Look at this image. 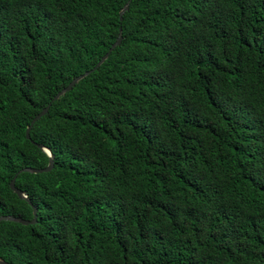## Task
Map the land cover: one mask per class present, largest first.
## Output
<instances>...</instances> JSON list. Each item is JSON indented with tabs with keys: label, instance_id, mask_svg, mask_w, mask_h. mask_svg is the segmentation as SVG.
Returning <instances> with one entry per match:
<instances>
[{
	"label": "trees",
	"instance_id": "trees-1",
	"mask_svg": "<svg viewBox=\"0 0 264 264\" xmlns=\"http://www.w3.org/2000/svg\"><path fill=\"white\" fill-rule=\"evenodd\" d=\"M128 1L0 0V257L264 264V0Z\"/></svg>",
	"mask_w": 264,
	"mask_h": 264
},
{
	"label": "water",
	"instance_id": "water-1",
	"mask_svg": "<svg viewBox=\"0 0 264 264\" xmlns=\"http://www.w3.org/2000/svg\"><path fill=\"white\" fill-rule=\"evenodd\" d=\"M133 0H129L125 6L123 7V9L120 12V21L123 22L124 20V15L127 13V11H129L130 9V5L132 3ZM123 41V36H122V28H120V33L119 36L117 38V40L115 41V43L111 46V48L109 49V51L101 58V60L98 62V64L90 71L85 72L83 75H80L78 77H76L75 79H73V81L64 89H62L59 93H57V95L53 98L52 102L45 107L41 113H39L32 121L31 125L28 127L27 132H26V137L28 140L31 139V130L33 128V126L44 116H46L50 109L52 104L55 101H58L61 97H63L65 94L71 92L82 80H84L87 76H89L91 73H93L94 71H96L97 69H99L110 57V55L112 54V52L119 47L122 44ZM33 144H35L36 146H38L42 151H44L48 156H49V165L46 168H42V169H35V168H24L22 169L19 174L22 173H31V174H43V173H49L54 169L55 166V155L52 153V151L45 147L43 144H37L35 142H33ZM16 179L17 176L14 177V179L11 181L10 183V187L12 189V191L21 199L26 201L29 205H31L33 207V211H34V219L33 220H26L23 219L21 217H15L13 215H6V216H0V222L3 221H7V222H14V223H19L25 226L28 225H33L37 223V219H38V208L36 206L33 205L31 199L29 198V196L27 195V193L25 191H22L21 189H19L16 186ZM0 264H11L6 262L4 259H2L0 257Z\"/></svg>",
	"mask_w": 264,
	"mask_h": 264
},
{
	"label": "bare ground",
	"instance_id": "bare-ground-1",
	"mask_svg": "<svg viewBox=\"0 0 264 264\" xmlns=\"http://www.w3.org/2000/svg\"><path fill=\"white\" fill-rule=\"evenodd\" d=\"M102 27V26H101Z\"/></svg>",
	"mask_w": 264,
	"mask_h": 264
}]
</instances>
